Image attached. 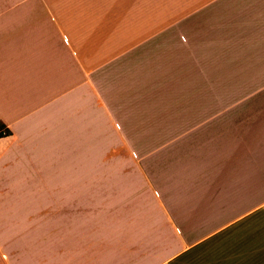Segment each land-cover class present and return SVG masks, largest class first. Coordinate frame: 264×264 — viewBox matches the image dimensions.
Instances as JSON below:
<instances>
[{"label": "crops", "instance_id": "0c3cea01", "mask_svg": "<svg viewBox=\"0 0 264 264\" xmlns=\"http://www.w3.org/2000/svg\"><path fill=\"white\" fill-rule=\"evenodd\" d=\"M0 123V264H264V0H0Z\"/></svg>", "mask_w": 264, "mask_h": 264}, {"label": "rangeland", "instance_id": "374dc122", "mask_svg": "<svg viewBox=\"0 0 264 264\" xmlns=\"http://www.w3.org/2000/svg\"><path fill=\"white\" fill-rule=\"evenodd\" d=\"M221 83L222 81H204V84L206 85V88H202L203 92H207V93H211L214 94L215 93V88H216V83ZM225 84H227L229 81H223ZM228 85H225L224 88H228ZM195 92V91H194ZM1 132H3V130H1Z\"/></svg>", "mask_w": 264, "mask_h": 264}, {"label": "trees", "instance_id": "16d2710c", "mask_svg": "<svg viewBox=\"0 0 264 264\" xmlns=\"http://www.w3.org/2000/svg\"><path fill=\"white\" fill-rule=\"evenodd\" d=\"M3 130V132H1ZM10 134L9 130L0 123V138L4 136H8Z\"/></svg>", "mask_w": 264, "mask_h": 264}]
</instances>
